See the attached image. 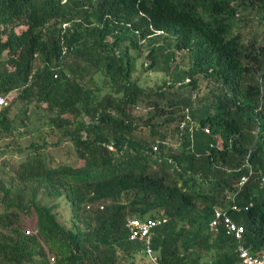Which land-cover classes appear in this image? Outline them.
Here are the masks:
<instances>
[{
    "label": "trees",
    "instance_id": "1",
    "mask_svg": "<svg viewBox=\"0 0 264 264\" xmlns=\"http://www.w3.org/2000/svg\"><path fill=\"white\" fill-rule=\"evenodd\" d=\"M254 23L264 0H0V96L27 118L51 112L41 121L77 156L55 165L32 144L1 180L0 264H141L129 218L161 220L159 264H243L225 223L211 229L216 209L263 253L264 33L242 30ZM143 49L155 87L133 76Z\"/></svg>",
    "mask_w": 264,
    "mask_h": 264
},
{
    "label": "rangeland",
    "instance_id": "2",
    "mask_svg": "<svg viewBox=\"0 0 264 264\" xmlns=\"http://www.w3.org/2000/svg\"><path fill=\"white\" fill-rule=\"evenodd\" d=\"M251 32H262L264 33V25L258 23L247 24L242 30ZM147 49L141 51V56L136 59L135 70L133 73L134 78H138L139 83L144 87H155L161 82L162 74L154 72L151 69H146L148 60ZM15 94H10L6 96V101L8 105L13 102ZM4 108V107H3ZM21 104L19 102L12 103L9 115L13 119V126L10 131H5L0 134V182L1 180L8 179L9 176H16L19 164L28 158L30 153V146L32 144L43 143L46 144V152L55 165L60 163L75 164L77 161L76 152L69 136H65L60 130L49 129L41 121L47 119L51 112L42 110V108H36L31 110L33 113L29 118L23 115L20 111ZM30 111V112H31ZM138 111H143L142 107L138 108ZM20 116V117H19ZM31 119V120H30ZM25 120L26 122H23ZM30 121V122H29ZM40 127L38 131L36 128ZM32 154V153H31ZM31 156V155H30ZM38 185V184H37ZM38 200L42 205L54 203H60L57 213L60 221L65 224V226L70 225V211L68 205L62 200L61 202L57 198H49L47 191H45L43 186H38ZM2 195L0 189V196ZM1 206V203H0ZM33 232V230H31ZM146 256V255H145ZM144 256H139V261L150 262V260L143 259ZM141 259V260H140Z\"/></svg>",
    "mask_w": 264,
    "mask_h": 264
},
{
    "label": "built area",
    "instance_id": "3",
    "mask_svg": "<svg viewBox=\"0 0 264 264\" xmlns=\"http://www.w3.org/2000/svg\"><path fill=\"white\" fill-rule=\"evenodd\" d=\"M6 103V99L4 96H0V106ZM188 112V109H187ZM207 130V129H206ZM208 131V130H207ZM157 149V146L155 147ZM247 177H243L242 182H245ZM215 218L211 221V229H216L220 223H225V226L228 230V233L234 235L235 238L240 240L238 244L237 253L239 257L242 259L243 264H264V253L252 254V252L242 243V237L244 234V228L242 226L237 225L232 221L230 217L221 210H215ZM166 218L164 217L163 221ZM161 223L160 219L155 218H129L127 221V227L129 228V239L133 241H144L145 251L150 256L151 260L155 264H159V259L155 255L154 250L151 245V235L153 233V228ZM26 233H31V230L27 229ZM49 264H58L56 257L54 255H50Z\"/></svg>",
    "mask_w": 264,
    "mask_h": 264
},
{
    "label": "clouds",
    "instance_id": "4",
    "mask_svg": "<svg viewBox=\"0 0 264 264\" xmlns=\"http://www.w3.org/2000/svg\"><path fill=\"white\" fill-rule=\"evenodd\" d=\"M153 248V247H152ZM144 249H145V247H144ZM143 249V251L147 254V257L149 258V260L153 263V261L151 260V258H150V256L148 255V253L145 251ZM154 250V249H153ZM154 253H155V251H154ZM264 253V252H263ZM155 255L158 257V255L155 253ZM158 259H159V257H158ZM153 264H155V263H153Z\"/></svg>",
    "mask_w": 264,
    "mask_h": 264
}]
</instances>
